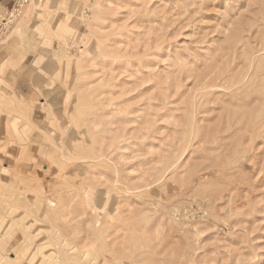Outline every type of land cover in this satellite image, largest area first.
Returning <instances> with one entry per match:
<instances>
[{"label": "rangeland", "instance_id": "1", "mask_svg": "<svg viewBox=\"0 0 264 264\" xmlns=\"http://www.w3.org/2000/svg\"><path fill=\"white\" fill-rule=\"evenodd\" d=\"M0 25V264H264V0Z\"/></svg>", "mask_w": 264, "mask_h": 264}, {"label": "crops", "instance_id": "2", "mask_svg": "<svg viewBox=\"0 0 264 264\" xmlns=\"http://www.w3.org/2000/svg\"><path fill=\"white\" fill-rule=\"evenodd\" d=\"M15 1L16 0H0V10L4 11V10H9L12 9L15 6ZM16 89L21 93V94H25V95H29L32 93V88L31 85H23L22 83H20V80H16ZM22 96V95H21ZM24 97V96H23Z\"/></svg>", "mask_w": 264, "mask_h": 264}, {"label": "built area", "instance_id": "3", "mask_svg": "<svg viewBox=\"0 0 264 264\" xmlns=\"http://www.w3.org/2000/svg\"><path fill=\"white\" fill-rule=\"evenodd\" d=\"M18 1H19V0H16V1H15V6L17 5ZM23 1H25V0H23ZM15 6H14V7H15ZM14 7H13V8H14ZM4 23H5V22H4ZM0 26L2 27V25H0ZM2 28H3V27H2Z\"/></svg>", "mask_w": 264, "mask_h": 264}, {"label": "bare ground", "instance_id": "4", "mask_svg": "<svg viewBox=\"0 0 264 264\" xmlns=\"http://www.w3.org/2000/svg\"><path fill=\"white\" fill-rule=\"evenodd\" d=\"M231 85H233V83L231 84ZM230 86V85H229ZM107 262V261H106Z\"/></svg>", "mask_w": 264, "mask_h": 264}]
</instances>
